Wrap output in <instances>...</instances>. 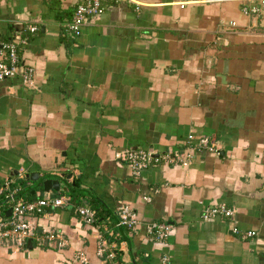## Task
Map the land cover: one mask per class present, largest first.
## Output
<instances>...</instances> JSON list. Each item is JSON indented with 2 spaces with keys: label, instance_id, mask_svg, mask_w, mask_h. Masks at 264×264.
I'll list each match as a JSON object with an SVG mask.
<instances>
[{
  "label": "crops",
  "instance_id": "obj_1",
  "mask_svg": "<svg viewBox=\"0 0 264 264\" xmlns=\"http://www.w3.org/2000/svg\"><path fill=\"white\" fill-rule=\"evenodd\" d=\"M74 4L0 0V41L25 37L18 53L34 70L31 85L0 81V184L34 188L33 172L66 186L82 172L72 204L97 198L116 221L125 204L138 224L122 238L56 208L34 218L36 230L67 244L1 243L0 264H81L78 250L102 264L100 235L118 244L117 264H264V9L250 11L259 0H108L72 35L63 25ZM188 134L216 152L138 176L123 159L129 148L181 153ZM216 205L232 215L203 219ZM151 221L170 225L163 242L148 238Z\"/></svg>",
  "mask_w": 264,
  "mask_h": 264
},
{
  "label": "built area",
  "instance_id": "obj_2",
  "mask_svg": "<svg viewBox=\"0 0 264 264\" xmlns=\"http://www.w3.org/2000/svg\"><path fill=\"white\" fill-rule=\"evenodd\" d=\"M108 0H75L73 13L70 19L63 25V29L68 34H77L79 28L93 18L99 17L104 9L105 2ZM135 2V0H129ZM264 9V0H259V5L250 8L252 12H261ZM264 27V13L261 17ZM25 31L33 33L37 31L35 25L25 27ZM27 39L23 36L13 34L0 41V81L16 77L23 84L31 85L33 82V67L25 64L19 56V49L24 46ZM202 151L216 152L214 143L203 135L194 136L188 134L185 146L181 153L163 152L154 153L147 149L129 148L123 151V159L129 167L131 174L138 176L139 173L150 167L159 164L188 165L195 156ZM53 176L63 177L58 171L52 172ZM20 187L14 185L9 178L0 184V199L3 200V210L0 212V244H5L14 249L21 247L25 241L29 240L36 246H52L61 249L67 244V240L62 237L60 232L51 230H41L37 232L34 218L42 216L56 208H67L73 210L79 220L87 225H95L94 210L85 205H74L70 197L65 193L51 194L44 192L40 197L32 200H24L18 196ZM147 199V198H144ZM9 209V215L4 212ZM232 210L222 205L207 207L202 212V218L224 217L232 215ZM116 226H121L132 231L138 224L136 212L125 204H120L116 208ZM103 231L107 232L104 225ZM170 225L166 222H149L146 227L148 238L153 242H163L169 233ZM237 233L236 228H232ZM108 233H111L110 230ZM252 230H247L244 235L253 236ZM117 243L113 242L107 247L106 239L100 235L95 248V254L101 259L102 264H116L114 250H117ZM74 259L81 264H88L85 254L78 250L74 254ZM160 264H167L166 256L160 258Z\"/></svg>",
  "mask_w": 264,
  "mask_h": 264
},
{
  "label": "trees",
  "instance_id": "obj_3",
  "mask_svg": "<svg viewBox=\"0 0 264 264\" xmlns=\"http://www.w3.org/2000/svg\"><path fill=\"white\" fill-rule=\"evenodd\" d=\"M81 177H82V172L79 173L77 178L73 179V181H72L73 183H71V185L67 184L64 187V191L67 192L70 199L72 198L73 201H75L80 196V194H78V191H77V189H79V188H78L76 182H78L81 179ZM40 178H41L40 183H38V185H35L34 188L33 187H30L28 189L23 188V191H22V187H21L20 191L18 193V196H21L24 200H32L36 197H40L43 194L42 180L44 177L43 178L40 177ZM25 181H28V180L24 179V180L18 181L16 184L22 185V183ZM13 186H14V183H13ZM50 193L56 195L59 192L58 191H51ZM2 204H3V200L0 199V211L3 210V207H1ZM86 205L94 210L95 224L101 223L102 225H106V227L108 229H112V232L120 234L121 235L120 237L125 238V236H124L125 231L123 230V227L115 225L116 219L113 217V215H111L107 212V210L105 209V206L102 203H100L97 198H90L88 200V202L86 203ZM111 234H113V233H111ZM116 251L117 250L113 251L114 252V258L116 257V254H117Z\"/></svg>",
  "mask_w": 264,
  "mask_h": 264
},
{
  "label": "water",
  "instance_id": "obj_4",
  "mask_svg": "<svg viewBox=\"0 0 264 264\" xmlns=\"http://www.w3.org/2000/svg\"><path fill=\"white\" fill-rule=\"evenodd\" d=\"M224 71V70H223ZM26 177L28 178L29 181H35L37 180V174L36 173H28L26 174ZM65 178H68V176H66ZM58 189V180L56 179H44L42 180V190L44 192H47L49 190H52V191H57ZM5 216H8L9 215V209H7L5 212H4ZM30 241L27 240L26 241V244L29 245Z\"/></svg>",
  "mask_w": 264,
  "mask_h": 264
},
{
  "label": "rangeland",
  "instance_id": "obj_5",
  "mask_svg": "<svg viewBox=\"0 0 264 264\" xmlns=\"http://www.w3.org/2000/svg\"><path fill=\"white\" fill-rule=\"evenodd\" d=\"M45 179H47V178H45ZM40 180H41V178L39 177L37 180H35V181H33L32 183H34L35 185H38V183H40ZM43 180H44V178H43ZM58 185H59V189H63L64 188V182L63 181H61V180H58ZM67 193V192H66Z\"/></svg>",
  "mask_w": 264,
  "mask_h": 264
}]
</instances>
